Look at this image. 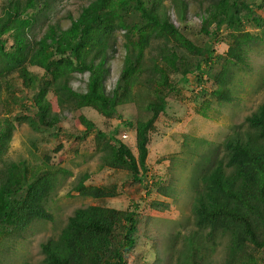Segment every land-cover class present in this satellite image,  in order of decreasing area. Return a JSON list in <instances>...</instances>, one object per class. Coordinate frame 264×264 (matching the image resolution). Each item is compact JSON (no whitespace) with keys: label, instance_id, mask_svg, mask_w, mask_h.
<instances>
[{"label":"trees","instance_id":"trees-1","mask_svg":"<svg viewBox=\"0 0 264 264\" xmlns=\"http://www.w3.org/2000/svg\"><path fill=\"white\" fill-rule=\"evenodd\" d=\"M58 1L1 3L0 246L2 238L24 237L35 223L52 221L48 201L70 175L50 164L43 152L40 159L34 157L39 161L35 164L4 160L16 123L58 137L67 113L88 108L106 121L121 120L120 107L134 104L136 118L128 125L133 127L136 155L116 138V129H102L84 117L83 129L68 134V141L76 148L89 142L102 166L130 173L146 189V212L137 206L78 207L57 236L40 243L42 264H264V100L233 125L224 140L209 143L206 152L186 151L182 166L189 162L185 190L190 209L182 229L157 235L149 229L157 219L149 213L169 210L177 182L174 177L168 183L158 177L148 184L145 163L152 138L161 136L159 129L165 126L161 116L166 115L168 99L181 100L188 75L195 74L194 100L201 102V112L211 104L232 102L237 73L249 68L248 51L264 39V15L259 13L263 5L257 0H206L202 7L199 0L195 14L200 29L193 35L201 32L207 37L210 44L203 46L186 34L185 0H169L168 6L166 0H87L77 16H67V27L46 23ZM172 13L181 29L174 25ZM249 25L254 30H247ZM37 26L44 28L38 38ZM120 32L122 66L112 90L106 92ZM214 45L221 49L216 52ZM77 74L87 75L82 91L72 87ZM172 160L176 164L180 159ZM87 177L73 188L80 196L114 195L111 189L85 184ZM222 239L225 255L218 262L213 257ZM146 241L152 244V262L133 253Z\"/></svg>","mask_w":264,"mask_h":264},{"label":"rangeland","instance_id":"rangeland-1","mask_svg":"<svg viewBox=\"0 0 264 264\" xmlns=\"http://www.w3.org/2000/svg\"><path fill=\"white\" fill-rule=\"evenodd\" d=\"M187 3L186 15V34L199 45H208L207 37L193 35L200 29L199 17L195 14L200 10L199 0H185ZM206 0H203L202 7ZM2 0H0L1 8ZM257 4H262L260 14L264 15V0H257ZM87 4V0H60L49 13L46 23L58 22L62 26L68 25V15L77 16L82 6ZM169 5V0L165 1ZM201 4V3H200ZM171 9V8H170ZM172 10V9H171ZM176 16V15H175ZM172 13V21L179 29L182 28L180 21ZM253 25L246 27L247 30H254ZM44 28L36 27L37 38L42 35ZM223 33V32H222ZM224 34V33H223ZM124 42L122 32L117 34L116 53L110 59V74L105 81L106 92H110L118 77V72L122 66ZM226 42H231L228 40ZM216 52L221 49L219 45H214ZM216 54V53H215ZM247 61L249 68L246 71L238 72L236 82L233 84V100L224 105H212L201 112V102H196L193 91L195 86L194 75L187 76V90L183 91L179 98H169V106L166 115H162L164 128L159 129L161 136L155 135L152 143L149 144V153L145 159L148 171V184L158 177L168 183L171 178H175L176 195L174 201L170 203L169 210L164 212H150V216L157 218L155 226H150L152 234L174 232L182 229L180 226L189 215L190 198L189 192L185 190L187 186L188 164L186 151L193 150L196 155H201L210 147L209 143H218L224 140L228 130L241 123L243 119L250 115L257 106L264 100V39H260L253 44L248 51ZM205 77V76H203ZM87 80L86 74H77L72 79V87L75 90L85 89ZM208 83L206 88H208ZM51 106L54 111H58L56 99L49 96ZM203 100V99H202ZM201 100V101H202ZM121 120H104L93 110L80 108L67 115L61 120L59 126L62 133L58 137H51L49 132H33L29 126L22 122L15 125V130L10 142L8 151L5 153L4 160L17 161L26 160L29 164L39 163L34 157H42V152L50 157V164L58 165L70 171L55 193L48 201V210L52 215V221L37 222L26 231L24 237L2 238V264H42L43 255L40 252V243L49 237L57 236L60 229L64 226L67 218L73 211L82 206L102 205L116 209L134 208L146 212V189L139 183L133 181L132 175L127 171L111 169L102 166L101 160L94 152L93 146L89 142L76 148L73 141H68V134L73 136L82 130L80 118L92 120L102 129L108 131L116 129L115 136L126 144L133 152L134 138L133 127L128 125L136 118L134 104H127L120 107ZM127 122V123H125ZM67 132V133H66ZM127 135L124 139L123 136ZM92 137V136H91ZM90 137V138H91ZM34 154V155H33ZM33 155V156H32ZM178 155V156H177ZM172 158L180 159L178 162ZM40 159V158H39ZM172 163L174 165L171 167ZM102 166V167H101ZM172 171V172H171ZM87 174L85 184L111 189L114 192L112 197L104 199H93L80 196L73 188L77 181ZM152 177H154L152 179ZM180 183V186H179ZM179 189H182L178 192ZM12 237V236H11ZM217 247L214 260L221 262L225 255L224 245ZM181 243V242H180ZM150 241L142 242L133 252L134 255L145 262L154 260L153 249Z\"/></svg>","mask_w":264,"mask_h":264},{"label":"clouds","instance_id":"clouds-1","mask_svg":"<svg viewBox=\"0 0 264 264\" xmlns=\"http://www.w3.org/2000/svg\"><path fill=\"white\" fill-rule=\"evenodd\" d=\"M132 137H133V135H132ZM123 138L124 139H126L127 138V135H125V136H123ZM153 140H154V138H152V140H151V142L150 143H152L153 142ZM126 145V144H125ZM127 146V145H126ZM131 150V149H130ZM132 151V150H131ZM134 153H135V155H136V152H137V147H136V145H135V141H134ZM148 153H149V147H148ZM148 155V154H147Z\"/></svg>","mask_w":264,"mask_h":264}]
</instances>
